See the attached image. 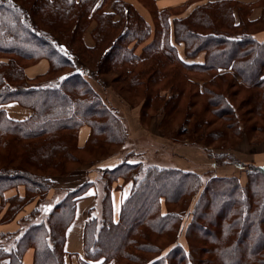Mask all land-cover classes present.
Instances as JSON below:
<instances>
[{
	"label": "trees",
	"instance_id": "16d2710c",
	"mask_svg": "<svg viewBox=\"0 0 264 264\" xmlns=\"http://www.w3.org/2000/svg\"><path fill=\"white\" fill-rule=\"evenodd\" d=\"M138 1L150 20L124 0H0V225H18L0 231L6 264H24L28 249L31 264H65L66 230L91 186L76 264H264V166L229 152L240 139L264 138V0L168 9ZM71 57L99 72L116 68L111 86L128 93L140 119L159 117L163 137L200 146L214 166L243 169L245 181L128 147L96 179L56 188L130 138L120 111ZM42 58L46 70L28 77ZM10 103L25 114L10 116ZM82 125L90 131L79 145ZM118 179L131 187L115 216Z\"/></svg>",
	"mask_w": 264,
	"mask_h": 264
},
{
	"label": "rangeland",
	"instance_id": "374dc122",
	"mask_svg": "<svg viewBox=\"0 0 264 264\" xmlns=\"http://www.w3.org/2000/svg\"><path fill=\"white\" fill-rule=\"evenodd\" d=\"M71 59L76 66L75 69L82 71V73L85 74L86 78L89 79V81L104 96V98L112 103L113 106L120 111V116L124 118L128 126L127 130L129 131V134L127 135L126 133V136L127 140L128 136L130 137L129 143L126 145V148L120 147L118 149V152H120L118 154H115L122 156L128 147H133L134 149L145 151L147 159H151L150 157H153L154 159L164 163L172 162L182 167H191L197 172L205 174L207 173L206 175H236L239 177L240 181H245L243 169H240L231 164H216L214 166L212 164L213 159L206 156L200 146H198L199 148H195L186 142H182V140H170L163 137L157 126L160 120L159 117H151L148 124L145 122V120L140 119L138 107H132L126 100V98L129 96L128 93H120L111 86V80L114 79L118 74L116 68H111L110 66H108V63H106L103 66L100 65L102 68L100 69L101 72H99L98 66H93L92 63L91 66L90 63L84 62L80 59H75L73 57H71ZM97 59V57H94L92 62L97 63ZM104 68L107 69L103 70ZM262 140L256 143H251L250 141H247L246 138L240 139L239 142L229 150V152L237 159H240L244 162L248 161L255 164L264 163V159H259V156L262 153H258L264 149V140ZM123 144L125 145V141L123 142ZM95 155L96 154H93L91 156ZM91 156H89V158ZM81 167L84 166H79L74 174L68 176L67 178L61 179L58 183H56V188L60 189V187L66 185L67 181L73 182V179H76L77 177L82 179L86 171ZM30 206L31 205H29L28 207ZM186 221L187 218L185 219L184 223ZM4 238L5 242L8 241L9 243L12 239V236H6ZM2 259L7 262V258H1L0 260Z\"/></svg>",
	"mask_w": 264,
	"mask_h": 264
},
{
	"label": "crops",
	"instance_id": "0c3cea01",
	"mask_svg": "<svg viewBox=\"0 0 264 264\" xmlns=\"http://www.w3.org/2000/svg\"><path fill=\"white\" fill-rule=\"evenodd\" d=\"M124 1L133 4L137 8L140 14H142L146 19L150 20V14L148 10L138 0H124ZM185 1L186 0H155V6L158 9H168V8L182 5L184 4ZM194 5H195L194 2L190 3L186 7V10L184 11H189ZM47 65H48L47 60L42 58L38 62H36L34 65H30L26 67L25 74L27 76H32V75L34 76L35 74L44 72L47 68ZM6 108H7L8 114L12 117L18 118L25 114V111L21 109L20 107H18L17 104H14V103H10L8 106H6ZM89 131L90 129L87 125L80 126L78 130V144L79 145L84 144L85 140L88 137ZM258 153L259 154L262 153L259 156V159H264V149ZM117 154L111 157H108L94 165L81 167L82 169H85L86 171L84 175L85 178L94 180L99 175L97 168H104V167L110 168L116 165L118 161H120V158H121V155H117ZM260 164L264 166V163H260ZM80 179L81 178L77 177L76 179H73V182L67 181L66 185L60 188L65 189V188L73 187L76 184H78V181ZM60 180L61 179H59L57 183ZM116 184H121V185L117 188H114L111 193L113 213L115 216L118 213L121 201L128 194L130 187H131L130 182L122 183L121 179H118L116 182H114V185ZM95 189H96L95 187L91 186L87 190V196L85 198L80 199L77 202L74 218L69 224V226L67 227L66 235H65V243H64V249L67 252V256L65 258V264H76L75 253L80 254L82 252V233H83V226H84V221H85V212L94 203ZM31 207L32 205L30 207L27 206L17 216V218H19L23 212L29 211ZM17 227L18 225H17L16 220H13L11 222L0 225V231H3V232L15 231ZM23 262L24 264H31L32 262V250L31 249H28L26 251L24 258H23ZM0 264H6V261L3 259L0 260Z\"/></svg>",
	"mask_w": 264,
	"mask_h": 264
},
{
	"label": "snow or ice",
	"instance_id": "6c2138e0",
	"mask_svg": "<svg viewBox=\"0 0 264 264\" xmlns=\"http://www.w3.org/2000/svg\"><path fill=\"white\" fill-rule=\"evenodd\" d=\"M49 210H50V206H49Z\"/></svg>",
	"mask_w": 264,
	"mask_h": 264
}]
</instances>
